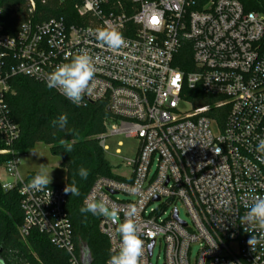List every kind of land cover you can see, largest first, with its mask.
Listing matches in <instances>:
<instances>
[{"label":"built area","instance_id":"1","mask_svg":"<svg viewBox=\"0 0 264 264\" xmlns=\"http://www.w3.org/2000/svg\"><path fill=\"white\" fill-rule=\"evenodd\" d=\"M28 3L33 13L36 2ZM61 3H71L74 15L26 22L14 36L0 27V134L13 156L4 166L13 181L1 186L20 196L21 237L37 231L68 255L69 264H83L66 186L50 184L49 198L47 190L26 187L34 175L19 174L12 150L19 130L8 117L6 97L11 78L47 86L58 64L86 50L97 71L92 93L79 106L101 103L110 110L101 147L108 151L107 135L140 145L129 176L97 178L85 199L107 198L121 208V219L129 204L137 206L143 264H153L157 248L163 264H264V242L254 250L247 243L260 232L242 221L251 198L264 196V163L256 151L264 139V17L246 12L238 0ZM105 26L122 32L127 46L113 51L98 42L95 30ZM183 52L192 57L188 72L176 66ZM205 97L210 102L196 107ZM134 184L141 190L133 197ZM179 206L189 222L180 218ZM99 230L115 254L117 226L101 216Z\"/></svg>","mask_w":264,"mask_h":264},{"label":"trees","instance_id":"2","mask_svg":"<svg viewBox=\"0 0 264 264\" xmlns=\"http://www.w3.org/2000/svg\"><path fill=\"white\" fill-rule=\"evenodd\" d=\"M246 12H256L264 17V0H238ZM36 9L30 13L28 0H0V27L7 35L14 36L26 22H47L51 19H67L75 11L71 3L61 0H35ZM176 66L184 72L192 70L190 52H183ZM10 92L6 97L8 117L19 130L12 150L15 157L31 152L37 144L50 147L54 156L62 160L60 166L66 170V184L75 179L80 194H68L66 211L73 227V237L78 253L88 257L89 264H107L111 254L107 239L100 233L101 216L81 213L83 200L99 177L115 178L101 147L110 114L106 105L95 103L77 106L57 95L52 89L32 79L16 76L10 79ZM197 93L202 95L199 89ZM208 99L195 103L196 107L208 104ZM61 113L68 114V125L64 129L53 127L51 121ZM67 140L73 145L66 152L60 144ZM0 134V168L13 156ZM83 167L89 172L87 179L79 177ZM36 173H30L35 175ZM20 196L16 191H5L0 184V264H69L68 255L55 248L48 237L34 231L27 238L21 237L19 228L23 215Z\"/></svg>","mask_w":264,"mask_h":264},{"label":"clouds","instance_id":"3","mask_svg":"<svg viewBox=\"0 0 264 264\" xmlns=\"http://www.w3.org/2000/svg\"><path fill=\"white\" fill-rule=\"evenodd\" d=\"M94 34L98 42L113 51H118L128 44L122 32L115 28L100 27L95 30ZM96 71L93 57L86 50H80L79 53L72 55L68 62L58 64L47 75L46 85L49 89H57L73 104L79 106L84 96L90 95L93 91ZM51 124L53 127H59L60 129L66 128L68 114L61 113L51 121ZM60 144L65 147L66 152L72 151L73 145L67 140H61ZM256 151L260 153L257 159L264 163V139H260ZM77 174L81 179H87L89 172L86 168L81 167ZM51 181L50 173L45 172L43 165H41V170L32 177L26 187L36 191L47 190V194L51 198L52 191L49 188ZM140 190L138 184L131 185L129 186V195L134 197ZM64 192L65 194L71 193V196L80 194L75 179H73L71 185H66ZM251 201L247 205V211L242 217V221L253 230L260 232L259 237L251 235L247 241L248 245L254 250L258 243L264 242V196H253ZM121 211L118 205L107 198L97 199L94 195H89L80 208L82 214L91 213L92 215L105 217L117 226V233L120 237L119 248L115 254L110 256L107 264H143L144 241L138 235L135 221L138 208L134 203L129 204L127 209L124 210L123 219H121ZM247 230L245 228V231Z\"/></svg>","mask_w":264,"mask_h":264},{"label":"rangeland","instance_id":"4","mask_svg":"<svg viewBox=\"0 0 264 264\" xmlns=\"http://www.w3.org/2000/svg\"><path fill=\"white\" fill-rule=\"evenodd\" d=\"M139 145V140L135 138H128L124 135L106 136V147L108 151H104V156L114 176H129L131 174L132 168L129 166V163L135 159ZM117 151H120L121 154L117 155ZM17 160L18 171L23 179H26L30 173H37L40 171L41 165H43V170L50 173L52 178L51 185L63 186L66 184L67 174L66 170L60 166L62 162L61 158L59 156H54L50 147L42 143L37 144L31 152L18 157ZM12 181L6 168L4 166L0 168V184H6ZM153 207L156 208L157 205L155 204ZM179 210L180 218L185 222H189L188 217L180 206ZM198 250L199 248L197 246L192 248V258L195 257ZM163 262V253L157 248L152 263L163 264Z\"/></svg>","mask_w":264,"mask_h":264},{"label":"water","instance_id":"5","mask_svg":"<svg viewBox=\"0 0 264 264\" xmlns=\"http://www.w3.org/2000/svg\"><path fill=\"white\" fill-rule=\"evenodd\" d=\"M107 112L109 113L110 110L108 109ZM153 244H154V243H152L151 246H150V255H151V251H152V248H153ZM88 261H89V260H88L87 255L85 254V252H83V253H82V262H83V264H89Z\"/></svg>","mask_w":264,"mask_h":264},{"label":"snow or ice","instance_id":"6","mask_svg":"<svg viewBox=\"0 0 264 264\" xmlns=\"http://www.w3.org/2000/svg\"><path fill=\"white\" fill-rule=\"evenodd\" d=\"M154 22H156L155 18H154Z\"/></svg>","mask_w":264,"mask_h":264}]
</instances>
